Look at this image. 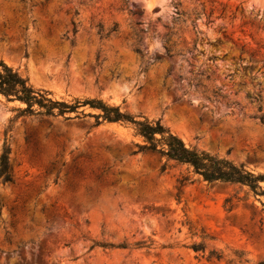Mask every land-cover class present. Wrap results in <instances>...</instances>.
Wrapping results in <instances>:
<instances>
[{
	"label": "rangeland",
	"instance_id": "obj_1",
	"mask_svg": "<svg viewBox=\"0 0 264 264\" xmlns=\"http://www.w3.org/2000/svg\"><path fill=\"white\" fill-rule=\"evenodd\" d=\"M44 1L0 0V60L34 88L159 120L187 146L264 175V129L249 118L258 106L264 115V0ZM17 106L0 96L13 180L0 183V264L264 259V207L251 194L227 211L237 187L173 163L160 173L156 156L133 154L131 128L91 127L90 117L9 123Z\"/></svg>",
	"mask_w": 264,
	"mask_h": 264
},
{
	"label": "trees",
	"instance_id": "obj_2",
	"mask_svg": "<svg viewBox=\"0 0 264 264\" xmlns=\"http://www.w3.org/2000/svg\"><path fill=\"white\" fill-rule=\"evenodd\" d=\"M44 2H47L45 0ZM43 5V4H41ZM75 28L72 33L75 34ZM214 96L218 91L213 92ZM0 96L8 103H18L19 106L13 108L15 117L9 119V123L21 117L52 118L62 121H71L73 119H83L90 117L94 119L91 127H98L101 123L119 124L129 127L133 130V136L140 142L134 143L136 151L133 154H150L156 156L162 163L160 173H163L169 163L175 166H185L193 175L201 178L202 181L210 183H221L227 186L238 188V192L244 195L237 197L236 192L233 196L227 197L224 201V207L230 211L235 202L246 201L248 195L259 201L264 207V175L255 174L245 168L243 165L218 158L205 151L187 146L184 141L168 128L161 124L159 120H148L145 118H136L122 111L119 106L109 105L101 99L84 98L73 99L71 102L56 100L51 93L42 89L34 88L27 78L22 76L16 69L12 68L4 61L0 60ZM251 102H258V97H249ZM237 105V104H236ZM87 107L95 113L85 114L79 109ZM258 115L249 118L256 120L264 129V115L260 106L257 107ZM74 114L73 117L71 115ZM9 128L4 130V143L0 155V183H13L9 167V145L7 144ZM28 141V137L25 138ZM79 175V171L73 173V178ZM95 179L102 185L106 184L101 179V175H96ZM189 179L182 177L178 182L180 187L184 186ZM98 246L102 249H125L126 244L113 245L108 243H94L92 248ZM91 248V249H92ZM194 252H203L202 244L192 245ZM234 259H229V264H247L248 261L242 259L243 254L234 252ZM221 252L210 251L207 259H222ZM258 264H264V259Z\"/></svg>",
	"mask_w": 264,
	"mask_h": 264
}]
</instances>
